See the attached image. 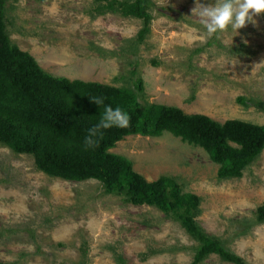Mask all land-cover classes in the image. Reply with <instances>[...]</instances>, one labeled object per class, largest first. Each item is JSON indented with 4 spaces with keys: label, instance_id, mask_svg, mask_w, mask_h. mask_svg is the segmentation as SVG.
Wrapping results in <instances>:
<instances>
[{
    "label": "rangeland",
    "instance_id": "rangeland-1",
    "mask_svg": "<svg viewBox=\"0 0 264 264\" xmlns=\"http://www.w3.org/2000/svg\"><path fill=\"white\" fill-rule=\"evenodd\" d=\"M152 1L150 33L138 46L142 20L96 15L95 0H10L7 33L56 77L122 88L131 86L135 70L143 103L264 125L262 110L237 103L264 102V14L258 26L209 37L192 15L195 0ZM111 152L131 160L149 182L175 179L200 198L201 228L247 263L264 264V223L256 218L264 204V151L232 180L218 178L219 165L203 149L168 133L127 137ZM196 246L157 208L107 195L95 180L52 178L32 156L0 146L1 264H118L119 256L127 264H191ZM202 264L230 263L212 255Z\"/></svg>",
    "mask_w": 264,
    "mask_h": 264
},
{
    "label": "trees",
    "instance_id": "trees-1",
    "mask_svg": "<svg viewBox=\"0 0 264 264\" xmlns=\"http://www.w3.org/2000/svg\"><path fill=\"white\" fill-rule=\"evenodd\" d=\"M9 1L0 0V146L32 156L36 169L52 178L76 183L95 180L107 195L120 194L127 203L157 208L197 243L191 264H202L212 255L230 264H249L226 241L201 228L196 220L201 203L198 196L184 193L168 176L147 181L134 170L131 160L111 150L127 137L158 138L168 133L203 149L219 165L220 180L241 179L264 151V125L240 120L220 123L203 114L188 115L177 107L143 103L144 83L135 70L130 73L131 86L122 88L47 73L10 39L6 24ZM95 4L96 15L142 20L135 46L149 35L152 0H95ZM92 97L102 99L103 104L93 102ZM237 103L264 112L262 101L239 97ZM107 105L127 113L130 126L101 129L95 137L97 145L86 147L88 130L99 123ZM256 218L264 223V204L257 209ZM118 264H127L124 257H118Z\"/></svg>",
    "mask_w": 264,
    "mask_h": 264
},
{
    "label": "clouds",
    "instance_id": "clouds-1",
    "mask_svg": "<svg viewBox=\"0 0 264 264\" xmlns=\"http://www.w3.org/2000/svg\"><path fill=\"white\" fill-rule=\"evenodd\" d=\"M262 14H264V0H215L214 4L195 0V6L192 9V15H198L199 22L206 29L209 37L225 33L229 28L238 33L249 23L258 26L256 17ZM92 100L100 106L103 104L100 98L92 97ZM129 126L130 117L127 113L118 107L113 108L107 105L104 107L99 123L88 130L84 143L86 147H95L98 143L95 137L101 129Z\"/></svg>",
    "mask_w": 264,
    "mask_h": 264
}]
</instances>
